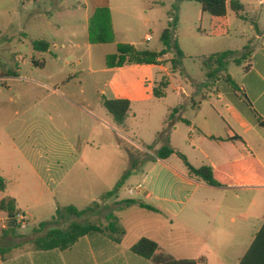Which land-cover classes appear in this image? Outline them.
I'll use <instances>...</instances> for the list:
<instances>
[{
	"label": "rangeland",
	"instance_id": "374dc122",
	"mask_svg": "<svg viewBox=\"0 0 264 264\" xmlns=\"http://www.w3.org/2000/svg\"><path fill=\"white\" fill-rule=\"evenodd\" d=\"M101 1L109 4V17L95 36L101 41L94 43L89 25L94 4ZM62 2L65 9L61 13L57 6ZM175 4V36L187 51L195 48L199 52L204 41L211 44L208 50L220 52L238 40L234 34L227 37L223 18L205 13L201 22L202 8L196 2L0 0V177L6 184L0 197L15 196L19 206L36 218L61 206L84 208L98 201L96 213L71 221L106 225V214L114 211L127 228L135 220L142 221L133 232L152 235L147 220L158 217L156 213L139 207L117 210V202L141 199L137 192L130 195L129 189L152 191L158 172L156 151L165 144L158 132L174 103L173 94L170 91L167 98L159 99L149 92L148 98L135 101L127 132L116 126L103 107L102 94L109 96L108 62L120 45L153 51L163 48L161 36L172 20ZM69 5L76 7L67 9ZM208 20L216 21L217 27ZM215 30L223 38L215 37ZM146 34L152 36L148 42L144 41ZM38 39L51 42L49 52L34 49L32 42ZM35 61H44V67ZM184 65L200 78L202 64L186 57ZM7 66L16 73L20 69L17 77L1 78L9 76ZM242 70L234 63L229 66L234 77ZM176 140L184 147L186 133L181 130ZM119 182L117 196L102 201ZM235 252L219 251L226 264L233 262Z\"/></svg>",
	"mask_w": 264,
	"mask_h": 264
},
{
	"label": "crops",
	"instance_id": "0c3cea01",
	"mask_svg": "<svg viewBox=\"0 0 264 264\" xmlns=\"http://www.w3.org/2000/svg\"><path fill=\"white\" fill-rule=\"evenodd\" d=\"M237 1L242 8L239 11L229 8L222 18L226 22L227 37L234 34L238 40L220 52L233 50L237 52L236 57L245 51L250 53L248 59L237 64L243 67L238 76L229 74V66L236 64L231 62L227 71L213 80L201 68L198 79L186 68L184 61L183 68L173 70L170 62L173 53L169 52L157 65L110 67L111 76L106 83L107 98L130 100V115L134 114L133 103L148 98L150 93L154 96V88L166 77L168 86L159 99L167 98L170 91L174 97L162 126L163 130L172 125L169 144L176 151H183L194 167H212L221 186H211L190 177L177 154L165 160L157 159L155 167L158 172L153 178L152 191L145 188L135 191L142 196L137 201L158 210H150L158 217L147 220L151 225V236L133 232L139 229L142 221L135 220L132 228H127L123 218L115 212L126 231L120 242L105 234L94 233L81 237L65 250H40L33 242L54 227L66 228L71 219L56 221L57 209L47 215L41 213L36 218L19 206L15 196L4 195L0 201L5 197L14 198L17 208L27 217V225L25 228L11 226L10 214L0 209V247L8 249L0 255V264H166L180 260H194L196 264H226L219 251L228 253L231 250L236 251L231 264H239L264 224V0ZM104 4V1L94 4V11ZM75 7L69 5L66 8ZM64 9L63 2L57 6L61 13ZM204 14L200 12L201 22ZM207 22L217 27L216 21ZM205 31L201 28V32ZM215 33V37L223 38L216 30ZM151 39L152 36L146 34L144 41ZM178 43L185 58L190 57L200 64V57L219 53L208 50L211 44L204 41L200 42L199 52L195 48H190L189 52ZM19 71H11L9 76L1 78L17 77ZM228 75L230 81L226 79ZM174 109L178 111L173 113ZM120 129L129 130L128 120L127 128ZM181 130L186 133L184 147L176 140ZM177 189L179 193H176ZM132 207L142 208L138 204L129 208ZM132 217L137 219L138 216ZM43 222L48 224L40 226ZM141 238H149L158 244L151 258L131 251Z\"/></svg>",
	"mask_w": 264,
	"mask_h": 264
},
{
	"label": "trees",
	"instance_id": "16d2710c",
	"mask_svg": "<svg viewBox=\"0 0 264 264\" xmlns=\"http://www.w3.org/2000/svg\"><path fill=\"white\" fill-rule=\"evenodd\" d=\"M190 1L196 2L201 5L202 11L208 13L212 17L222 18L227 15L229 8L239 11L242 5L239 4L237 0H177V2ZM178 6L173 5V11L170 13L172 20L168 27L163 31L161 36V42L163 44V49L161 51H153L149 49L139 50L134 45H123L118 47V53L116 56L110 59L108 62L109 67H122L128 64H160V58L169 52L173 53V58L170 60L173 70L181 69L183 66V61L185 59V54L179 46L178 40L175 38V31L178 26V16H177ZM109 17V9L107 2L103 6H99L95 9L93 23L89 25L90 40L95 42H100L101 40L96 38V34L102 30L107 23V18ZM101 36V35H99ZM33 47L39 52H48L50 48V43L44 39L33 40ZM249 52H243L239 57L237 52L233 50H227L219 53H214L209 56L200 57L199 60L206 71V75L209 79H216L223 71H227L228 66L231 62L236 64H241L244 60L248 59ZM35 64L39 67H44L45 62L35 61ZM8 73H11L8 70ZM227 80H231L228 75ZM168 86V80L163 77L158 85L154 88V96L161 98L164 96V90ZM103 107L112 116L115 124L122 129L127 128V118L131 110V102L128 99H109L103 95L102 97ZM178 109H174L177 112ZM185 122H188L184 120ZM172 125H167L159 134L160 140H165V144L156 151V156L158 159L165 160L173 154H177L184 162L188 169V174L190 177H196L211 186H221V183L217 180L214 175L213 168L207 165L201 167H194L189 163L186 156L178 151H176L169 144V132ZM121 183L119 182L114 190L106 192L102 201L106 200L108 197L117 196L118 189ZM0 189H5V184L3 179L0 178ZM117 210H123L125 208L131 207L138 204L140 207L149 209L152 211H158L156 208L148 205L144 202L137 200H122L118 201ZM100 207L98 201H94L92 204L84 209H79L74 205L61 206L56 210L54 219L56 221H69L73 217L83 218L87 215L97 212V208ZM0 209L8 214L14 215L12 219L15 222V217L20 210L17 208L16 200L11 197H5L0 201ZM107 224L103 225L98 222L86 221L78 222L72 221L68 224L66 228L54 227L50 229L44 236L39 237L34 240V246L40 250H52L60 249L65 250L75 244L81 237L94 233H101L111 237L114 241L120 242L122 237L125 235V229L121 225L118 216L114 211H110L106 214ZM48 223L43 222L40 226H46ZM158 248V244L149 239L141 238L132 247L131 251L141 257L151 258ZM8 249L0 247V255H4ZM166 264H196L194 260H180V261H170ZM239 264H264V224L260 231L256 234L254 241L252 242L249 249L246 251L245 255L241 258Z\"/></svg>",
	"mask_w": 264,
	"mask_h": 264
},
{
	"label": "built area",
	"instance_id": "2783aa9c",
	"mask_svg": "<svg viewBox=\"0 0 264 264\" xmlns=\"http://www.w3.org/2000/svg\"><path fill=\"white\" fill-rule=\"evenodd\" d=\"M135 193V190L130 189L129 194L133 195ZM15 225L19 228H25L27 225V217L24 213H18L15 217Z\"/></svg>",
	"mask_w": 264,
	"mask_h": 264
},
{
	"label": "water",
	"instance_id": "95a60500",
	"mask_svg": "<svg viewBox=\"0 0 264 264\" xmlns=\"http://www.w3.org/2000/svg\"><path fill=\"white\" fill-rule=\"evenodd\" d=\"M9 218L10 219H13L14 218V215L10 214L9 215ZM11 226H15V222L12 220L11 223H10Z\"/></svg>",
	"mask_w": 264,
	"mask_h": 264
}]
</instances>
